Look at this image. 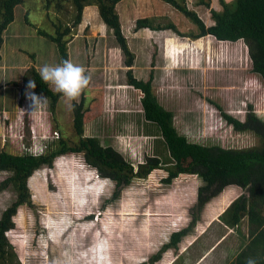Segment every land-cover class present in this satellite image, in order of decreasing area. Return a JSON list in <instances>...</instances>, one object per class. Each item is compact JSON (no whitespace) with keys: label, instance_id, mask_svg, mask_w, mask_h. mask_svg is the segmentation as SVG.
Wrapping results in <instances>:
<instances>
[{"label":"rangeland","instance_id":"rangeland-1","mask_svg":"<svg viewBox=\"0 0 264 264\" xmlns=\"http://www.w3.org/2000/svg\"><path fill=\"white\" fill-rule=\"evenodd\" d=\"M200 1L186 0L212 26L211 10L223 9L220 0H205L210 7ZM61 4L53 0L47 7V0H27L17 7L16 20L4 34L0 151L50 153L59 147L60 137L71 145L79 142L73 104L85 95L84 137H98L113 146L136 169L155 155L165 168L120 187L99 177L83 153L59 156L52 167L39 168L29 181L30 200L19 208L15 227L7 233L13 264H149L171 235L185 228H191L190 234L179 249L168 250L155 264H231L248 242V218L230 229L220 216L247 190L227 188L202 210L197 207L200 177L186 174L172 184L164 182L172 160L158 128L145 121L143 93L128 84L125 56L96 5L84 9L81 24L67 37L70 58L92 74L89 87L75 100L62 96L54 112L49 99L29 112V70L61 62L57 45L39 31L53 35L57 27L63 30L74 23L70 2ZM117 10L135 54V76L148 80L154 70L155 94L173 112L180 134L194 143L227 149L260 145L253 132H239L228 124L216 106L245 121L252 105L264 120V83L251 73L244 41L194 39V23L161 0H123ZM145 17L156 24L173 23L182 35L173 30L135 32L136 21ZM8 176L0 173V183ZM17 198L12 186L0 192V219Z\"/></svg>","mask_w":264,"mask_h":264},{"label":"trees","instance_id":"trees-1","mask_svg":"<svg viewBox=\"0 0 264 264\" xmlns=\"http://www.w3.org/2000/svg\"><path fill=\"white\" fill-rule=\"evenodd\" d=\"M27 0H0V64L3 62V48L6 42L5 33L16 20V9ZM59 6L61 7V2ZM74 8L73 26L63 30L57 27L56 34L50 35L39 31L40 35L48 37L57 45L61 61L70 58L67 37L72 27H77L83 19L84 9L96 5L103 22L115 36L119 48L125 56L127 81L134 89L143 93L141 99L145 121L155 125L161 134L172 167L166 168L169 176L164 179L167 184L180 175H196L203 185L199 188L197 207L205 206L221 193L231 187L247 190V193L236 199L220 216L223 225L237 229L248 218L249 234L236 259L231 264H246L248 258H254L256 264H264V120L254 111L252 105L245 121L227 114L223 108L216 105L228 124L239 132H253L260 140V145L249 149H227L218 145H203L189 141L180 134L174 124V114L159 101L153 89L154 70L148 80L138 79L133 67L135 54L131 50L128 39L122 28L117 6L123 0H67ZM177 9L197 27V33L191 35L194 39L207 36L214 37L218 42L237 43L244 41L248 47L252 62L251 73L258 76L264 83V0H220L222 10H211L214 24L207 26L198 13L190 9L186 0H161ZM53 0H47L50 7ZM200 4L210 7V1L201 0ZM28 17V16H27ZM142 29L153 31L173 30L182 35L173 23L156 24L153 18H139L135 24V32ZM250 73V74H251ZM29 74L36 82L32 89L37 94L43 93L50 100V108L57 110L63 94L54 91L39 75L37 68H31ZM1 81V80H0ZM85 94V93H84ZM86 97L73 104L74 128L79 136V142L71 145L64 137H60L59 147L50 153L35 154L32 152L12 153L0 151V173L9 175L0 183V192L13 187L18 192L17 201L5 210L0 219V264H13V253L7 233L15 227L14 217L19 208L30 200L29 181L34 173L43 166L52 167L56 158L67 154L83 153L89 166L96 169L103 179L116 183L118 187L130 185L134 179H146L153 171L164 169L160 156L147 157L136 169L121 152L113 146L104 145L98 137H84ZM116 190L112 200L117 198ZM197 218L193 220L196 223ZM191 228L174 232L170 241L149 259V264L162 260L164 253L170 249L178 250V245L190 234Z\"/></svg>","mask_w":264,"mask_h":264},{"label":"clouds","instance_id":"clouds-1","mask_svg":"<svg viewBox=\"0 0 264 264\" xmlns=\"http://www.w3.org/2000/svg\"><path fill=\"white\" fill-rule=\"evenodd\" d=\"M38 72L45 83L50 86L54 85L56 91L71 100L77 99L81 92L89 87L92 80L91 72L84 65L74 62L71 58L63 59L57 64L46 63L38 69ZM35 88V80H30L27 85L28 90L25 93L30 101L29 112L40 109L47 103L48 99L43 93L37 94L31 91ZM246 264H256V260L248 258Z\"/></svg>","mask_w":264,"mask_h":264}]
</instances>
